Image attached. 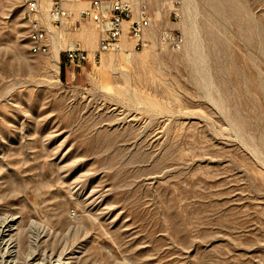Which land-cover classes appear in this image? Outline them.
Wrapping results in <instances>:
<instances>
[{"label":"rangeland","instance_id":"rangeland-1","mask_svg":"<svg viewBox=\"0 0 264 264\" xmlns=\"http://www.w3.org/2000/svg\"><path fill=\"white\" fill-rule=\"evenodd\" d=\"M147 1L179 50L153 34L93 63L87 24L67 36L89 62L57 71L0 0V221L34 237L18 264H264V0Z\"/></svg>","mask_w":264,"mask_h":264},{"label":"built area","instance_id":"built-area-1","mask_svg":"<svg viewBox=\"0 0 264 264\" xmlns=\"http://www.w3.org/2000/svg\"><path fill=\"white\" fill-rule=\"evenodd\" d=\"M177 2L174 0V4ZM22 5H29L33 11L34 31L28 38L31 42L33 36H40L42 49H36L38 54L48 55L56 46L59 58L62 53L65 61L77 68L89 62V55L78 40L67 35L78 33L87 24L93 26L97 37L93 63L107 53L123 51L130 55L141 51L153 34L160 46L172 51L179 50L184 41L181 33L155 20L156 12L147 0H23ZM161 5L160 10L163 2ZM72 9L77 12L75 19ZM173 16L177 17L176 10ZM65 40H69L67 45Z\"/></svg>","mask_w":264,"mask_h":264},{"label":"bare ground","instance_id":"bare-ground-1","mask_svg":"<svg viewBox=\"0 0 264 264\" xmlns=\"http://www.w3.org/2000/svg\"><path fill=\"white\" fill-rule=\"evenodd\" d=\"M23 3V0H21ZM23 18L26 22V40H27V51L30 55H39L38 50L36 49H42V41H40V36H33L31 38V42H29V38L31 36V32L34 31V15L31 7L29 5H23ZM82 36L85 40L84 43L87 45H93L96 43V37L94 33L91 30L85 31ZM53 50L51 53L47 56L48 61L50 62V65L55 67L56 70H59V55H58V49L56 46L52 48ZM49 65V66H50ZM52 67V68H53ZM69 75L72 77L74 73L72 71H69ZM18 220L17 217L14 216H6L4 219L0 221V249L3 248V255L6 259L7 264H18L19 262V256L24 253V255L31 256L33 248L31 245L34 242V237L31 236L32 232L28 231V235L26 236L25 240V247L22 250L20 246V241L18 238L20 228H17L16 221ZM19 231H18V230ZM22 231V230H21ZM20 231V232H21ZM22 233V232H21ZM31 233V234H30ZM21 235V234H20ZM36 240V239H35ZM23 256V255H22ZM24 258V256H23ZM3 260V256H0V263Z\"/></svg>","mask_w":264,"mask_h":264}]
</instances>
